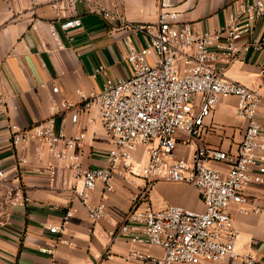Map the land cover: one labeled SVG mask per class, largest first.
<instances>
[{"label":"built area","instance_id":"1","mask_svg":"<svg viewBox=\"0 0 264 264\" xmlns=\"http://www.w3.org/2000/svg\"><path fill=\"white\" fill-rule=\"evenodd\" d=\"M76 3H86L105 20L143 33L146 41L143 47L127 43L125 59L132 67L129 77L107 78L97 92L86 94L79 90V108L65 99L53 108L56 113L70 111L74 124L81 112L96 110L111 139V147L105 152L107 166L85 167L81 151L86 133L80 131L71 137L63 129L57 133L52 118L27 128L12 124V144L18 147L34 143L39 162L37 173L47 175L51 185L58 183L61 190L69 191L73 201L80 200L92 222L105 218L107 207L104 202H90L89 193L98 185H102L104 193L111 192L116 178L137 176L132 169L133 151L143 147L147 163L138 175L145 184L134 197L124 222L110 233V237L126 238L133 245L129 259L150 264H221L234 260L262 264L252 253L240 255L236 251L239 233L232 206L238 205L236 212L244 215L262 211L250 202L244 190L250 184H264V138L258 120L264 95L228 80L216 63L223 57L230 64L240 52L249 49L264 51V35H253L257 24L264 20V0H237L236 9L223 28L202 33L180 20L171 0H160L157 20L146 24L128 22L99 0H69L70 6ZM53 6L61 14L67 5L64 0H55ZM80 24L79 19L60 22L59 28L65 32ZM47 32L55 49L65 48L55 23L48 24ZM246 37L248 40L241 44ZM106 71L100 65L92 77ZM52 91L59 93V87L54 85ZM228 97L237 98V115L246 122L237 152L232 154L201 144L191 158L179 157L178 145L189 146L200 137L205 119L221 99ZM214 162L224 163L226 169L212 167ZM157 181L192 185L199 191L204 210L180 205L155 209L149 192ZM0 183L6 186L0 218L7 209L31 202L25 187L14 184L10 174L3 170ZM76 213L72 205L62 224L48 226L50 233L61 237L53 248H40L42 252L54 253L61 242L74 244L63 240L62 235L66 223ZM147 247L160 248L162 254L154 256L141 249Z\"/></svg>","mask_w":264,"mask_h":264},{"label":"crops","instance_id":"2","mask_svg":"<svg viewBox=\"0 0 264 264\" xmlns=\"http://www.w3.org/2000/svg\"><path fill=\"white\" fill-rule=\"evenodd\" d=\"M237 0H171L180 13V20L190 23L197 32H215L226 25L236 9ZM55 0H0V170L10 174L14 184L26 189L31 202L26 206L7 209L0 218V264H150L129 259L133 245L123 237H110L124 222L134 197L144 186L145 180L137 176L116 178L113 190L104 193L102 185L89 193L93 204L104 202L107 216L92 222L85 205L71 199L69 191L59 184L51 185L47 175L37 173L38 158L35 144L14 146L10 138V126L21 128L53 119L55 131L62 129L67 136L86 133V143L81 151L85 167L107 166L105 152L111 147V139L103 128L95 109L81 112L77 124L72 113H56L63 99L78 108L86 94L102 90L107 78H127L132 67L127 62L128 41L137 47L146 45L143 33L130 31L120 23L105 20L86 3L70 6L69 0L61 14L54 8ZM105 7L119 12L135 24L157 20L160 0H99ZM60 14V15H59ZM81 21L78 27L68 31L59 28L60 22ZM55 23L65 48L57 50L49 38L47 27ZM35 26L37 30H35ZM254 36L264 35V20L260 21ZM248 37L242 39L244 44ZM104 65L106 74L93 78L96 68ZM216 67L230 80L241 83L264 95V51L249 49L240 52L230 63L224 58ZM59 87V93L52 91ZM237 98L220 100L211 116L204 121V131L189 146L178 145L179 157L189 159L201 144L235 154L243 139L246 122L236 112ZM258 120L264 138V102L258 109ZM145 148L137 147L140 153ZM133 151V153H134ZM147 154V152H146ZM20 159L26 160L21 162ZM212 167L225 170L224 163L214 162ZM15 176L18 177L15 179ZM245 194L251 203L262 208L259 213L240 214L238 205L232 206L235 226L238 230L236 251L240 255L252 253L264 264V184H250ZM6 186L0 183V206L5 200ZM150 199L155 209L180 205L202 211L205 206L198 189L187 183L157 181L150 189ZM77 213L68 220L63 240L54 253H44L40 248H53L61 237L52 234L48 226L62 224L71 206ZM154 256L162 254L160 248H141ZM221 264H241L240 260Z\"/></svg>","mask_w":264,"mask_h":264},{"label":"rangeland","instance_id":"3","mask_svg":"<svg viewBox=\"0 0 264 264\" xmlns=\"http://www.w3.org/2000/svg\"><path fill=\"white\" fill-rule=\"evenodd\" d=\"M147 160V154L144 152V149L140 153L138 151H134L133 160H132V169L134 174H138V169H140L141 165Z\"/></svg>","mask_w":264,"mask_h":264}]
</instances>
